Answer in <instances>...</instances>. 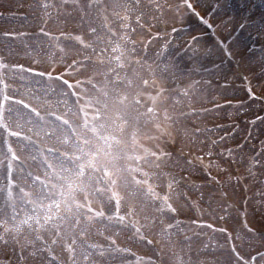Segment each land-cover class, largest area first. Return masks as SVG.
I'll return each mask as SVG.
<instances>
[{
	"label": "rangeland",
	"instance_id": "374dc122",
	"mask_svg": "<svg viewBox=\"0 0 264 264\" xmlns=\"http://www.w3.org/2000/svg\"><path fill=\"white\" fill-rule=\"evenodd\" d=\"M185 1L171 0L175 10L166 16L160 14V10L156 13L165 23L173 21L177 8L180 13L188 10ZM176 2L183 6L177 7ZM217 3V0H205L200 6L204 12H209L207 20L222 31L220 36L205 31L204 20L195 18L194 13H184L182 20L184 28L201 32L195 39L200 44L188 45L187 49L191 48L194 58L199 56L204 61L200 69L192 71L193 84L188 89L192 99L200 104L198 116L202 122L190 128L188 124L196 118L191 116L181 119L183 130L180 132L170 127L160 128L156 123L150 133L135 134V130L146 125L135 112L136 108L142 104L149 108L157 105L170 108L171 104L182 101L176 90H169L166 73L171 70L151 72L144 62L136 64L129 71L133 78L150 75L158 78L145 90L140 89V93L137 86L123 88L120 83L110 84L115 88L110 92L115 100V95L119 98L128 94L129 101L122 102L126 118L119 138H126L123 142L131 141L134 146V155L129 150L132 157L125 155L118 164L139 165L141 170H126L119 173L121 181L120 177L114 180L112 175L105 174L106 166L118 165L108 159L95 162L97 172L93 179H86L84 192L67 202L61 216L51 222L56 225H49L55 232L63 231L61 245H54L52 250L50 237V249L44 250L40 246L41 239L33 233L30 243L34 247L27 251L24 246L20 248V264H46L47 259H50L49 264H129L126 256L130 253L135 257V264H144L147 253L143 247L146 245L137 242L143 236L154 239L159 245L161 262L154 257L155 264H252L255 255L258 257L253 264H264V153L253 146L260 142L258 147H264V105L259 98L264 95V25L259 36L256 27L260 21L255 16H239L249 5L248 0L240 6L237 3L238 11L232 12L235 20L226 10L213 11ZM237 16L254 24L244 29ZM180 21V18L174 20L176 24ZM180 28L182 32L187 30H182V25ZM69 29L75 30L65 36L63 49L70 57L78 51L73 34L81 28L71 26ZM252 30L254 37L247 36ZM147 41L142 40V50L148 46ZM231 58L236 60V67ZM77 63L78 59L69 60L65 78L68 95L75 93L82 117L85 108L90 109L85 100V86L91 88L93 80L85 83L86 72ZM180 67L172 66L171 72L179 77ZM171 83L179 87L181 80L178 78ZM134 97L137 101L130 102ZM84 115L85 120H82L86 124L89 119L93 121V116ZM68 118L64 132L74 127L73 132L79 135L82 127L70 115ZM103 124L108 123L103 121ZM70 144L71 147L77 145L81 151L87 145L80 137ZM43 146L55 149L51 144ZM119 149L121 145L114 152ZM83 157H88L86 151ZM257 157L259 165V160L253 164ZM190 224L196 230L195 238L189 237L193 234L187 228ZM177 228L182 229L180 235ZM171 231L175 233L172 242L166 239ZM135 243H139L138 247H134ZM207 243H214V253L207 254L203 249ZM124 247L133 250L128 253ZM2 254L0 264H12V257ZM146 263L152 264L150 257Z\"/></svg>",
	"mask_w": 264,
	"mask_h": 264
},
{
	"label": "trees",
	"instance_id": "16d2710c",
	"mask_svg": "<svg viewBox=\"0 0 264 264\" xmlns=\"http://www.w3.org/2000/svg\"><path fill=\"white\" fill-rule=\"evenodd\" d=\"M62 12L61 2L58 3L54 0H0V57H4L7 65L16 66L15 69L7 70L9 72L6 73L8 85L15 79L21 80L27 77L28 70L26 68L31 62H44L43 59L53 57L57 53L55 37L59 29L54 30L55 32L50 31L48 35L47 32L45 33V26L53 24L58 28L59 24H62L59 18ZM49 51L50 54L47 55ZM170 57L166 60H169ZM16 72L21 73L17 75ZM14 89L12 86L8 91ZM14 92L23 97L31 96V99L34 94L32 90L25 89L23 86ZM45 102L47 101L37 102L36 106L41 109L47 108L42 105ZM5 109L11 110L7 106ZM4 226L6 227L7 224Z\"/></svg>",
	"mask_w": 264,
	"mask_h": 264
}]
</instances>
